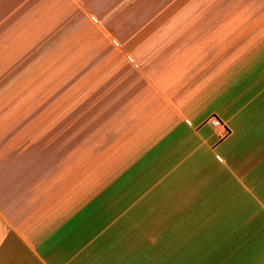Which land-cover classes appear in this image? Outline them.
Returning <instances> with one entry per match:
<instances>
[{"label": "crops", "instance_id": "1", "mask_svg": "<svg viewBox=\"0 0 264 264\" xmlns=\"http://www.w3.org/2000/svg\"><path fill=\"white\" fill-rule=\"evenodd\" d=\"M259 1L197 10L199 23L180 40L143 41L132 88L101 103L36 104L35 91L5 88L1 53L0 264H195L178 234L143 232L163 223L143 219V202H158L165 190L154 188L185 174L175 173L199 147L188 174L232 136L231 158L264 159V99L242 114L264 90ZM210 116L226 126L222 139L205 124Z\"/></svg>", "mask_w": 264, "mask_h": 264}, {"label": "rangeland", "instance_id": "2", "mask_svg": "<svg viewBox=\"0 0 264 264\" xmlns=\"http://www.w3.org/2000/svg\"><path fill=\"white\" fill-rule=\"evenodd\" d=\"M261 3L0 0L4 86L21 92L35 91L36 104L74 107L80 99L87 104L108 101L110 92L117 95L132 88L131 76L143 71V52L149 50V45L143 48V41L180 40L181 35H186L183 28L199 23L196 20L201 18L194 16L197 10L251 9L253 4L257 7ZM82 92L85 96H80ZM262 99L264 90L242 114ZM237 139L239 136H232L217 144L212 151L215 156H207L203 168L188 174L183 170L201 154L202 148H197L175 173L185 174L175 180H171L172 176L166 178L155 187L165 191L158 195V202L151 200L153 195L143 202V219L163 223L143 225V232L178 234L181 248L195 250V264H225L214 260H219L229 244L250 230L264 234V159L254 160L255 154L241 153L231 158L226 149ZM217 156L227 170L220 169ZM154 189L152 194H157ZM218 233L222 237H217ZM146 244L158 247L157 241ZM149 264L161 263L156 260ZM249 264H264V254Z\"/></svg>", "mask_w": 264, "mask_h": 264}, {"label": "trees", "instance_id": "3", "mask_svg": "<svg viewBox=\"0 0 264 264\" xmlns=\"http://www.w3.org/2000/svg\"><path fill=\"white\" fill-rule=\"evenodd\" d=\"M264 234L249 231L245 236L229 244L230 248L218 256L219 260L215 258L214 262L224 261L225 264H249L256 258L264 254ZM217 237H222V234H216Z\"/></svg>", "mask_w": 264, "mask_h": 264}, {"label": "built area", "instance_id": "4", "mask_svg": "<svg viewBox=\"0 0 264 264\" xmlns=\"http://www.w3.org/2000/svg\"><path fill=\"white\" fill-rule=\"evenodd\" d=\"M205 124L212 130L218 139H222L226 135V126L217 118L210 116L205 120Z\"/></svg>", "mask_w": 264, "mask_h": 264}]
</instances>
